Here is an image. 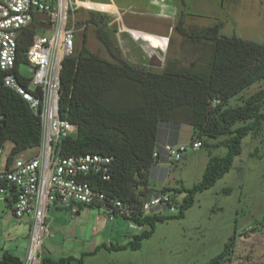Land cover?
<instances>
[{
  "label": "trees",
  "instance_id": "16d2710c",
  "mask_svg": "<svg viewBox=\"0 0 264 264\" xmlns=\"http://www.w3.org/2000/svg\"><path fill=\"white\" fill-rule=\"evenodd\" d=\"M98 12H91L86 24L105 48L111 61L102 59L87 47V30L82 46L73 57L66 58L61 71L60 117L77 127L74 137L60 143L62 157L103 155L112 159L108 179L91 173L86 183L94 192L106 198L103 205L81 207L111 211L118 218L117 209L110 203L119 200L130 210L129 217H120L141 227L125 246H111L110 250H139L150 239L156 226L170 219H183L195 203L199 193L210 190L233 167L242 153V140L252 134L259 137L264 127V90L231 106V101L251 86L264 80V43L245 40L237 35L221 33L222 23L207 28L186 26L182 12L173 29L187 42L209 54L198 63L183 67L171 62L161 72L136 67L122 58L107 29V22ZM37 32L27 29L21 51ZM131 90L135 102L126 107H112L107 99L118 91ZM177 121L193 128V140L209 150V161L202 180L191 189L182 186L164 188L170 195L176 216L154 213L145 215L143 204L150 192L149 170L155 164L159 124ZM42 123L29 105L14 91L6 88L0 75V143L8 142L12 155L39 151L42 142ZM214 142V143H211ZM225 149L224 155L213 151ZM178 195H184L180 203ZM80 208V209H81ZM235 236L224 252L211 264H220L230 254ZM87 254L79 259L52 260L44 258L40 264H83ZM0 264H23L11 252H4Z\"/></svg>",
  "mask_w": 264,
  "mask_h": 264
},
{
  "label": "rangeland",
  "instance_id": "374dc122",
  "mask_svg": "<svg viewBox=\"0 0 264 264\" xmlns=\"http://www.w3.org/2000/svg\"><path fill=\"white\" fill-rule=\"evenodd\" d=\"M108 1L78 0L77 4L82 8L75 14L78 29L76 49L82 46L83 33L87 30L88 49L105 60L111 61L98 41L94 28L85 23L91 12L102 15L114 44L122 58L129 63L134 58L128 49L132 51L126 33L134 40L139 37L129 28L169 34L166 41L167 45L171 38L169 48L164 53L163 61L160 57L157 60L164 66L177 62L180 66L190 67L198 63L200 57L208 56L210 49L203 50L190 44L172 29L182 12L187 15L188 27L207 28L221 22V33L225 36L235 34L245 40L264 43V0H114L115 7L111 3H103ZM156 13L163 14L165 18L156 17ZM122 22L127 28H123ZM37 34L47 33L37 31ZM141 35L150 43L157 44L156 47L162 46L161 40L155 36L147 33ZM141 51L144 57L141 61L148 63L147 54L151 49ZM135 66L140 68L142 65ZM144 69L149 70L148 67ZM20 72L29 77L31 71L24 65ZM259 90H264V80L232 100L231 106L241 104L243 99ZM135 100L131 90L118 91L107 99L115 108L126 107ZM241 146L242 153L235 159L231 171L213 188L199 193L183 219L159 223L152 237L143 241L139 250H110L103 247L96 256H85L83 264H211L224 252L233 236L234 246L220 264H264V127L259 137L250 134L242 140ZM10 148L7 145L5 150L9 151ZM37 153L31 150L24 156L32 157ZM213 154L224 155L225 149H217ZM208 161L209 150L189 149L179 162L172 165V178L181 180L183 187L191 189L202 180ZM183 196L178 195V203ZM156 213L165 217L176 216L178 209L172 212L162 207ZM91 226L88 225V228ZM115 232V247L125 246L132 236L141 233L140 230H131L129 223L121 218L115 219ZM29 233V224H18L1 204L0 253L9 247L11 253L24 262L27 251L20 244L24 242L28 246Z\"/></svg>",
  "mask_w": 264,
  "mask_h": 264
},
{
  "label": "built area",
  "instance_id": "2783aa9c",
  "mask_svg": "<svg viewBox=\"0 0 264 264\" xmlns=\"http://www.w3.org/2000/svg\"><path fill=\"white\" fill-rule=\"evenodd\" d=\"M78 0H0V75L4 86L18 94L42 123V142L32 157L12 155L6 151L8 142L0 143V205L17 223L29 224V243L23 264H40L42 245L48 234L49 210L54 207L73 213L81 207L103 205L105 196L96 193L86 183L91 174L108 179L112 159L103 155L62 157L60 143L74 137L77 127L60 117L61 71L66 58L76 53L78 33L75 14L81 6ZM46 15L47 34L32 36L26 52L21 51L27 29L37 23L38 15ZM33 29V28H32ZM169 43V42H168ZM167 43V46H168ZM151 60L158 56L151 50ZM30 69L29 77L20 72L22 66ZM202 143L192 140L189 145H165L167 163L180 161L189 149L199 151ZM159 153H154L158 158ZM118 211V218L129 217L130 210L119 200L110 202ZM175 211L170 195L158 192L145 199L143 213L150 215L159 208ZM105 211V210H104ZM112 211V210H111ZM105 211L110 219L116 218ZM131 230H142L127 221Z\"/></svg>",
  "mask_w": 264,
  "mask_h": 264
},
{
  "label": "crops",
  "instance_id": "0c3cea01",
  "mask_svg": "<svg viewBox=\"0 0 264 264\" xmlns=\"http://www.w3.org/2000/svg\"><path fill=\"white\" fill-rule=\"evenodd\" d=\"M103 3H111L114 5L112 7H115L114 0H109L108 2ZM91 9L93 8H90L89 10ZM154 15L162 19L165 18L164 15L160 13H156ZM122 25L123 28H127L124 22H122ZM129 29L139 34L138 40H134L128 35V33H126L132 51H130V48L128 49L134 58L133 61H130L131 64L134 66L139 64L140 66L142 65L141 67H148L149 70H153L154 72H161L165 68L163 63H157V60H151L147 57L148 63H146V61H141L144 58L142 57L141 50H147V48L151 49L162 60L164 53L168 50L171 41L170 38L167 46L166 41H168L167 37H169V34H161L158 31L156 33L146 30L132 28ZM141 33H147L160 39L162 46L156 47L157 44H152L148 40H145ZM148 55L149 53L147 56ZM134 61H136V63ZM193 134V128L185 123H180L173 120L164 121L159 124L156 144V151L159 153V157L149 170L148 189L150 192L147 193L148 197L155 196L164 188L174 189L180 186L177 183L181 180L172 178V170L174 165L171 166L167 163L164 146L172 145L175 147H180L189 145L193 140ZM173 182H175V185H173ZM115 219L116 218L110 219L104 210L79 208L77 212L73 213L72 211L61 207L51 208L49 210L47 220L48 234L45 237L42 245V260L44 258L60 260L62 258L68 259L71 257L79 259L85 254H94L93 256H96L101 250H103V247L109 249L111 246H113V235L116 234ZM90 224L92 226L88 228V225ZM20 245H24V248H26L27 251V243L21 242ZM5 249L12 252L9 247ZM4 252L0 253V258Z\"/></svg>",
  "mask_w": 264,
  "mask_h": 264
},
{
  "label": "water",
  "instance_id": "95a60500",
  "mask_svg": "<svg viewBox=\"0 0 264 264\" xmlns=\"http://www.w3.org/2000/svg\"><path fill=\"white\" fill-rule=\"evenodd\" d=\"M40 21L46 22L47 21V16L46 15H42V14L37 16V23L32 25V28L34 30H41V29H45L46 30V29L50 28V26L47 25L46 23H39Z\"/></svg>",
  "mask_w": 264,
  "mask_h": 264
}]
</instances>
